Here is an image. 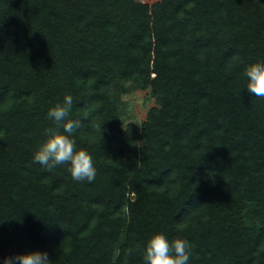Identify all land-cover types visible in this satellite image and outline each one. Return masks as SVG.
<instances>
[{
	"label": "trees",
	"instance_id": "1",
	"mask_svg": "<svg viewBox=\"0 0 264 264\" xmlns=\"http://www.w3.org/2000/svg\"><path fill=\"white\" fill-rule=\"evenodd\" d=\"M257 59L264 0H0V264H144L158 231L191 242L189 264H264V100L243 75ZM132 80L159 102L138 134L111 96ZM66 94L91 183L33 160Z\"/></svg>",
	"mask_w": 264,
	"mask_h": 264
},
{
	"label": "clouds",
	"instance_id": "2",
	"mask_svg": "<svg viewBox=\"0 0 264 264\" xmlns=\"http://www.w3.org/2000/svg\"><path fill=\"white\" fill-rule=\"evenodd\" d=\"M246 90L251 96L264 100V59H257L245 65ZM73 100L65 95L62 102L48 110L47 118L51 126L44 130L45 139L34 152L33 160L51 172L58 166L67 165V171L77 182H93L96 168L93 157L84 147H77L74 134L82 126L81 119L73 118ZM88 117V113L84 114ZM133 249H128L131 255ZM193 245L186 238L172 240L164 232H155L145 242L144 264H189ZM2 264H51L46 251L31 250L7 256Z\"/></svg>",
	"mask_w": 264,
	"mask_h": 264
},
{
	"label": "rangeland",
	"instance_id": "3",
	"mask_svg": "<svg viewBox=\"0 0 264 264\" xmlns=\"http://www.w3.org/2000/svg\"><path fill=\"white\" fill-rule=\"evenodd\" d=\"M143 1L153 3L157 0ZM111 96L118 104L122 117V126L131 133L136 134L141 131L150 108L159 104L157 99L152 95L151 89L143 88L139 81L132 80L127 83L121 82L115 84ZM137 143L141 146L144 144V141L138 139ZM244 218L248 225L256 223L250 211H246Z\"/></svg>",
	"mask_w": 264,
	"mask_h": 264
}]
</instances>
